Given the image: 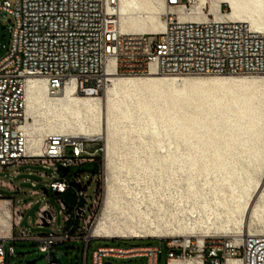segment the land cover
Segmentation results:
<instances>
[{"label": "built area", "instance_id": "2783aa9c", "mask_svg": "<svg viewBox=\"0 0 264 264\" xmlns=\"http://www.w3.org/2000/svg\"><path fill=\"white\" fill-rule=\"evenodd\" d=\"M169 8L187 12L196 0H164ZM118 0H14L13 5L0 0V12L12 17L9 28L10 45L0 59V170L14 169L12 177L20 176L24 168L30 183V196H58L78 184L77 205L68 207L57 199L60 210L55 213L49 204L37 211L35 225L51 227L50 233H31L20 229L23 210L31 203H22L16 197L0 194V203L10 211V230L0 237V264L6 254L14 256L8 241H30L38 255H44L46 264H57L50 253L69 241L85 242L83 264L91 237L94 215L100 204L95 198L86 207L84 177L68 181L69 170L81 163H93L99 158L94 141L50 135L45 138L39 154L28 146L24 127L25 86L29 80L42 79L47 94L58 96L65 87L74 85L75 94L98 97L107 84L105 75L109 60L114 71L123 76H144L154 71L162 76L238 75L259 74L264 77V30H253L243 22L226 18L227 9L219 8V16L206 9L197 14L198 20H179L177 15L165 18V26L158 34H122L117 16ZM222 13V14H221ZM51 170L53 180L47 189L37 190L31 177L46 178L42 171ZM68 168L62 176L60 168ZM96 180V179H94ZM0 188L23 192L20 186L0 181ZM84 199V206L78 205ZM0 206V213L2 212ZM61 217V224L57 223ZM79 221L80 227L76 226ZM113 240V239H108ZM133 239L128 241H140ZM156 244L104 245L90 252L89 264H113L114 260L143 259L144 264H158L164 254L165 263L174 260H195L200 264H264V229L257 234L240 237L238 243L230 237H205L186 244L178 239H155ZM118 241V240H117ZM189 258H186V256ZM60 258V257H58Z\"/></svg>", "mask_w": 264, "mask_h": 264}, {"label": "bare ground", "instance_id": "6f19581e", "mask_svg": "<svg viewBox=\"0 0 264 264\" xmlns=\"http://www.w3.org/2000/svg\"><path fill=\"white\" fill-rule=\"evenodd\" d=\"M196 1L187 12H181L169 8L164 0H118L119 30L122 34H158L165 26L162 16L198 20L197 14L204 8L217 17L222 5L228 9V20L264 30V0ZM114 66L113 60L106 64L102 99L75 94L73 84L60 96L51 97L42 79L29 80L24 90L28 119L24 131L34 153H40L50 135L68 142L95 135L104 139V206L91 237L170 238L191 235L197 223L204 233L212 230L224 237H229L233 226L237 242L241 236L262 232L264 77L175 78L154 71L142 77L123 76L115 73ZM122 118L132 120V128L153 133L148 146L164 150L146 160L134 153L137 167L146 171L158 164V174H183L179 180L185 182V193L174 201L173 209L151 195L141 196L115 174V133ZM30 120L33 123L29 126ZM180 146L183 148L178 150ZM166 214L180 224L172 227L164 219ZM4 215L10 220L7 207L2 208L0 220ZM212 215L215 220L221 215L225 219L211 221ZM168 264L200 263L174 260ZM229 264L238 262L231 260Z\"/></svg>", "mask_w": 264, "mask_h": 264}, {"label": "rangeland", "instance_id": "374dc122", "mask_svg": "<svg viewBox=\"0 0 264 264\" xmlns=\"http://www.w3.org/2000/svg\"><path fill=\"white\" fill-rule=\"evenodd\" d=\"M10 2L12 5L14 0H6ZM225 9L224 5L221 6V10ZM227 9V8H226ZM228 11V9H227ZM166 16H162V20L165 21ZM13 20L12 17L9 16L6 12H0V59L7 53L9 45H10V33L9 28L12 25ZM208 77V76H261L259 74H238V75H186V76H165V77ZM142 77V76H137ZM104 92V91H103ZM103 92L98 96L101 99L103 98ZM60 96V95H58ZM57 97V96H51ZM135 114L136 111L134 110ZM106 117V115H105ZM132 120H128L126 118H122L120 120V124L118 130L115 133V137H117V148L115 151V163L116 170L115 174L120 178H125L127 180L129 188H132L133 191L139 192V194L143 197H147L151 195L154 199H159L161 202H164L169 209H173L175 207L174 201L178 200L179 197L183 196L185 193V182L183 179L179 178L183 175L177 173L173 176H168L167 173H159V165L155 164L153 166V170H142L140 167L135 165V161L133 158L134 153L137 154V157L140 159L146 160L150 155L155 158L157 155H162L164 153L163 149H159L155 146L149 147L148 143L150 138L153 136V133L150 131H139L137 128H132ZM33 123L32 120L29 122V126ZM45 126V125H44ZM101 129V126H99ZM42 131H46V127H43ZM162 136V134H160ZM174 138V135L172 136ZM87 140L94 141V144H97L98 148L101 149L99 153V158L96 162L93 163H81L76 167H72L69 170L68 181H72L74 177L80 175L81 178L84 177V187L88 186L86 191V197L84 199L87 200L88 207L92 200L95 198L94 187L97 185L96 195L100 197L99 208L97 209L96 214L94 215L93 223L94 226L97 222L98 218L102 213V209L104 206V196H105V179H104V149L105 143L104 139L101 136H93L89 138H84ZM183 148L180 146L178 150ZM129 167V168H128ZM14 169H5L3 171L0 170V181L5 184H12L15 186H20L23 189V192H10L5 188H0V194H2L6 198L16 197L22 200V203H31V206L26 210H23V218L20 229H26L31 233H50L52 231L51 227H43L39 228L35 225V221L37 218V211L45 204H49L52 210L57 213L60 210V205L57 202V199H62L63 202L68 207H74L77 205L76 198V190L74 188H68L64 193L58 196H52V193H49V196H30L29 191L32 189L30 187V183H22L21 180H25L27 178L26 173H24V168H19L20 176L13 178L12 172ZM36 170L42 171L47 175L46 178L40 177H31V180L36 181L37 190L42 188H46L49 183L53 180L50 178L51 170H42L40 167H37ZM96 179V180H94ZM49 191V189H47ZM84 199L82 198L78 205L84 206ZM182 203H180L176 208L181 207ZM1 207H7V204L0 203ZM175 208V209H176ZM164 219H167L172 227H175L180 224L174 220L168 214L165 215ZM225 219L224 215H221L216 220L212 215L210 217L211 221L217 222ZM156 221L161 222L160 217L155 218ZM3 221V222H2ZM5 221V222H4ZM7 221V222H6ZM57 223L61 224V217L57 216ZM10 220L6 219V216H2L0 220V237H5L7 231L10 229ZM76 226L80 227L79 221L76 223ZM232 233L228 236L232 238L234 241L237 239L235 237L234 231L235 227L231 226ZM254 230V228H252ZM210 230L208 233H204L203 227L200 226L199 223L195 224L193 233L191 235L185 236H172L170 238H162L174 240L178 239L180 243H187V240L191 241H200L205 237H224L222 234L217 233L213 234ZM135 238H114L112 241L108 239L101 238L92 239L87 247L86 251V264H89L90 252L96 249L99 246L104 245H128L130 243H138L143 245H153L157 243L158 238H140V241H128L133 240ZM235 243H238L235 241ZM7 245H11L13 247L14 256L9 257L7 254L5 256V264H18L19 261L33 259L38 256L37 249L34 243L30 241H8ZM85 249V242L82 240H72L63 245H59L56 247L57 257H60L61 264H83V253ZM190 255L186 256L189 258ZM36 264H46V260L42 259L38 261ZM113 264H144L143 259H133L126 261H117L114 260ZM158 264H166L164 254Z\"/></svg>", "mask_w": 264, "mask_h": 264}, {"label": "water", "instance_id": "95a60500", "mask_svg": "<svg viewBox=\"0 0 264 264\" xmlns=\"http://www.w3.org/2000/svg\"><path fill=\"white\" fill-rule=\"evenodd\" d=\"M60 171L62 173V176H66L68 172V168H60ZM71 187L75 188L77 191L80 190V186L75 183H71ZM51 260L57 264H61V259L55 256V252L50 253ZM44 258V255L40 254L37 257L29 260H21L18 262V264H36L38 261L42 260ZM158 262H160V257L158 258Z\"/></svg>", "mask_w": 264, "mask_h": 264}, {"label": "trees", "instance_id": "16d2710c", "mask_svg": "<svg viewBox=\"0 0 264 264\" xmlns=\"http://www.w3.org/2000/svg\"><path fill=\"white\" fill-rule=\"evenodd\" d=\"M97 161V160H96ZM96 161H94V162H96ZM112 241H117V240H112Z\"/></svg>", "mask_w": 264, "mask_h": 264}]
</instances>
